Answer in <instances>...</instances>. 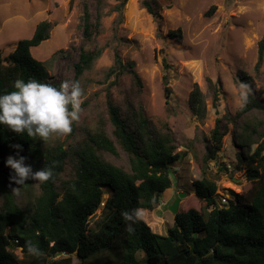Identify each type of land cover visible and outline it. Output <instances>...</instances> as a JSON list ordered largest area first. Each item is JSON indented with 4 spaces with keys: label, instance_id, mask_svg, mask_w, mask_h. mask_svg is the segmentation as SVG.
<instances>
[{
    "label": "trees",
    "instance_id": "trees-1",
    "mask_svg": "<svg viewBox=\"0 0 264 264\" xmlns=\"http://www.w3.org/2000/svg\"><path fill=\"white\" fill-rule=\"evenodd\" d=\"M128 1L124 0L122 5ZM154 3L142 0L141 6L157 17L159 9ZM118 12L121 13L120 8ZM100 27L99 10L94 14L86 3L84 40H93ZM51 30L52 24L43 21L33 37L20 41L8 57L4 58L0 52V94L14 90L12 85L16 79L34 78L59 86L60 83L51 82L46 64L31 52L50 38ZM179 33L170 35L175 37ZM101 53L100 49L82 48L77 61L66 60L71 63L77 81ZM259 55L257 69L264 59V39L259 44ZM165 66L168 67L167 62ZM126 72L131 74L137 93H142L143 81L134 65L126 66L115 53V63L108 76L119 77ZM211 87L217 100L218 91L214 88L217 84ZM164 90L169 100L172 89L167 82ZM251 99L253 105L247 102L240 114L262 107L255 98ZM189 104L198 121L206 120V96L198 85L190 94ZM85 107L83 102L82 110ZM107 107L109 119L100 120L97 129L89 132L72 153L61 143L47 146V141L28 137L26 133L21 136L0 125V264H72L73 256L80 264H264V144L251 156L241 158L242 171L253 183L252 188L246 193L234 194L236 201L220 207L216 200L218 182L209 175V162L217 159L228 133V127L218 120L205 145L202 178L193 183L195 194L188 202L180 203L168 234L153 232L142 219L130 234L126 231L128 222L121 213L132 209L153 211L161 195L176 182L173 169L184 154L177 152L170 126L166 124L157 129L141 101L138 105L130 104L131 111L126 117L111 96ZM13 144L23 146L20 155L27 158L26 164L33 171L45 167L53 172L49 181L40 182V194L25 207L16 201L12 187L25 189L34 180L23 186L14 183L10 186L12 170L6 166V159L16 154ZM120 151L129 157V170L104 156L119 157ZM70 164L73 177L63 180ZM106 191L110 197L104 202ZM102 204L104 216L89 230L90 220ZM27 241L38 247L39 254L27 252ZM19 248L21 251L17 254ZM59 254L64 256L58 258ZM141 254L143 258H139Z\"/></svg>",
    "mask_w": 264,
    "mask_h": 264
},
{
    "label": "rangeland",
    "instance_id": "rangeland-1",
    "mask_svg": "<svg viewBox=\"0 0 264 264\" xmlns=\"http://www.w3.org/2000/svg\"><path fill=\"white\" fill-rule=\"evenodd\" d=\"M149 1L156 3L159 16L143 9L142 0H129L125 6L124 0H0V52L4 58L8 57L20 41L33 37L38 24L50 22V38L31 52L46 64L51 82L60 83L66 79L77 82L71 63L66 62L68 58L77 61L82 48L102 50L91 68L78 79L86 102L79 121L73 124L71 134L53 136L46 145L61 143L72 153L89 132L97 129L100 120L109 119L108 96L124 117L131 111L130 104L138 105L141 101L157 129L170 126L177 152L184 154L173 169L176 182L172 188L161 195L153 211L140 210L141 219L153 232L168 234L175 216L169 207L178 194H186L181 203L195 194L193 183L202 178L205 145L218 120L228 127V133L217 159L209 162V175L218 182L217 203L220 207L228 206L232 200L236 201L234 194L246 193L253 186L242 171L241 158L251 156L264 144V59L257 69L259 44L264 39V0ZM86 3L94 14L97 9L101 14L99 33L91 41L83 38ZM175 31L180 33L170 35ZM115 53L126 66L134 65L143 81L142 93H137L129 72L119 77L108 76ZM165 82L172 89L169 100ZM210 83L213 87L217 84L214 87L218 91L217 100ZM241 83L250 89L248 105H253L251 98H255L261 108L240 114L246 106L240 99ZM195 85L206 96L208 116L203 122L190 110L189 99ZM104 156L111 163L130 169L126 153L120 151L119 157ZM73 174L70 164L63 180ZM39 194L40 182L34 180L15 197L25 207ZM109 197L106 191L104 202ZM1 202L0 198V205ZM103 206L91 218L89 230L103 218ZM20 251L21 248L17 249V254ZM72 264L80 261L73 256Z\"/></svg>",
    "mask_w": 264,
    "mask_h": 264
},
{
    "label": "clouds",
    "instance_id": "clouds-1",
    "mask_svg": "<svg viewBox=\"0 0 264 264\" xmlns=\"http://www.w3.org/2000/svg\"><path fill=\"white\" fill-rule=\"evenodd\" d=\"M10 92L0 94V125H6L12 132L28 137H38L48 141L53 136L63 137L71 134L73 124L78 122L82 112L83 90L79 82L63 80L59 86L42 83L37 79H16ZM240 99L243 105L248 102L249 86L240 84ZM15 155H9L6 166L10 172V186H23L29 180L47 182L52 176L51 169L45 167L33 171L31 165L26 164V157L20 155L23 146L13 144ZM12 193L20 194V187H13ZM223 207V206H222ZM126 224V231L134 233V225L142 218L139 209L125 210L121 213ZM176 216V215H175ZM30 255L39 254L38 247L30 241L25 242Z\"/></svg>",
    "mask_w": 264,
    "mask_h": 264
},
{
    "label": "water",
    "instance_id": "water-1",
    "mask_svg": "<svg viewBox=\"0 0 264 264\" xmlns=\"http://www.w3.org/2000/svg\"><path fill=\"white\" fill-rule=\"evenodd\" d=\"M186 194L185 193H180L176 196L175 201L172 203V205H170L169 210L174 214L177 215L178 211H179V206L181 203V200L183 197H185Z\"/></svg>",
    "mask_w": 264,
    "mask_h": 264
}]
</instances>
